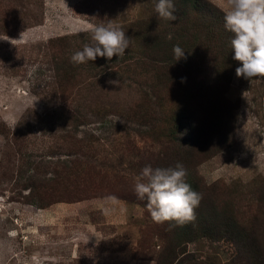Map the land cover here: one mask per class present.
I'll return each mask as SVG.
<instances>
[{
	"label": "rangeland",
	"instance_id": "obj_1",
	"mask_svg": "<svg viewBox=\"0 0 264 264\" xmlns=\"http://www.w3.org/2000/svg\"><path fill=\"white\" fill-rule=\"evenodd\" d=\"M156 2L0 0V264H264V78L236 76L222 0L188 14L174 0L173 21ZM109 20L125 54L70 62ZM174 45L182 65L144 71L142 52L174 59ZM171 70L184 82L167 83ZM178 112L191 119L175 141ZM19 122L31 127L17 154ZM177 162L202 194L196 219L155 223L136 178Z\"/></svg>",
	"mask_w": 264,
	"mask_h": 264
},
{
	"label": "clouds",
	"instance_id": "obj_2",
	"mask_svg": "<svg viewBox=\"0 0 264 264\" xmlns=\"http://www.w3.org/2000/svg\"><path fill=\"white\" fill-rule=\"evenodd\" d=\"M154 10L164 20L177 19L174 0H157ZM221 10L224 13V28L232 33V59L239 62L236 76L247 80L264 78V0H222ZM88 31L91 33L90 43L70 57L74 65L95 61L97 57L107 60L114 55L122 57L131 43L123 28L111 20L92 24ZM74 34H79V31ZM173 53L175 61L186 59L185 50L179 45L173 46ZM185 79L182 77L181 82ZM109 83L119 82L110 80ZM187 175V169L180 162L174 167L153 169L145 166L142 169L136 178L134 192L139 200L146 201L155 223L174 221L176 225L183 226L195 221V209L199 207L202 194L193 190L187 182ZM109 199L116 198L111 196Z\"/></svg>",
	"mask_w": 264,
	"mask_h": 264
},
{
	"label": "trees",
	"instance_id": "obj_3",
	"mask_svg": "<svg viewBox=\"0 0 264 264\" xmlns=\"http://www.w3.org/2000/svg\"><path fill=\"white\" fill-rule=\"evenodd\" d=\"M199 3H200V0H182V4L185 5V9L187 10V7H190V9H191V10L188 9L186 14H188L190 11L191 12H193V11H199L202 8H203V11H204L205 6L207 4H201L200 5ZM147 47H149V46H147ZM141 54H142V58H144V56H145V58H144L145 60L142 59V60L145 61V65H144V71L145 72H148L149 71V68H148L149 65H151V67H155L154 61H156V62L159 61V63L157 65H162V68L163 69H174L175 68V64L177 62L172 57L165 58V57H161V55H157L154 58V57H151V56H149L147 54H144V52H142ZM162 59H164V60H162ZM193 59H194V54H191V56L189 57V59L187 58V60H185L187 64L189 63L188 66H187V68H194V69L196 68V66L194 65V62H193L194 60ZM179 61H180V65H182V59H180ZM150 62H151V64H150ZM186 63H184L183 66H185ZM85 69L87 70V68H85ZM60 70H61V68L60 69L58 68V70H57V72H58L57 77H59L61 74L64 75L66 78H69V77H72L73 76V75L68 76V75L64 74L66 72L69 73V67L64 66V68H62V72H60ZM88 71H90V70L88 69ZM168 72H172V75L171 76L167 75V77H166L165 73L162 74L164 76L163 78L166 79L165 81L167 83H172L174 81L175 82H177V81L179 82L178 76L175 75L177 73L176 70H171V71H168ZM179 83H182V82H179ZM198 88H199V85L196 82H190V85L188 87V90L189 91H192V92H196L198 90ZM186 112L187 111H185V113ZM28 116H29V113L27 112L26 114L23 115L22 121H25L28 118ZM171 118L173 119L174 122H178V124L175 123L173 125V128H172V130H169V132H168L169 134L168 135H170V136L171 135L172 136L177 135L176 137H172L171 136L172 140H175L176 141L177 139H180L179 136H182L184 134V132L186 133V131L190 128V122L189 121L191 119V116H189V115L183 116V114H181V113L178 112L177 115L173 114L171 116ZM30 127H31V125L29 124V122H19L18 123V128L16 130H14V132H13V135L12 136L14 137V141L12 142V144L15 146V148H17V154H20L19 153V147H21L20 146V143L18 142V139H22L23 137H25L27 134H24L23 133V129L24 130H26V129L28 130V129H30ZM184 141L185 142H188L189 140L188 139L187 140L184 139ZM34 183L35 182H30V184H27L25 187L26 188L33 187V186L36 185ZM190 185L192 186L193 190H195V191L197 190L196 185L192 184V182H190ZM37 207L43 208V207H40V206H37ZM195 225H196L195 222L193 224L191 223L190 226H189V228H188V231L189 232H192V233H198L196 231V229H195ZM174 235H175V238H177V239L178 238H182V239H186L187 238V236H186L187 235L186 230L180 232V229L179 228H177L174 231Z\"/></svg>",
	"mask_w": 264,
	"mask_h": 264
}]
</instances>
